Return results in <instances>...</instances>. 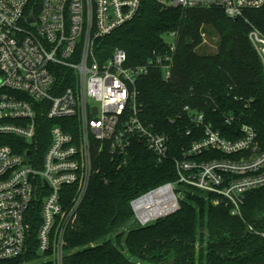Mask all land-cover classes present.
Returning <instances> with one entry per match:
<instances>
[{
    "label": "built area",
    "instance_id": "1",
    "mask_svg": "<svg viewBox=\"0 0 264 264\" xmlns=\"http://www.w3.org/2000/svg\"><path fill=\"white\" fill-rule=\"evenodd\" d=\"M141 1L0 0V263L26 253L37 226L35 255L63 264L71 253L66 233L100 156H123L136 140L158 162L170 159L177 175L130 201L139 227L175 213L182 187L225 204L233 216L246 193L264 187V150L251 127L242 125L240 138L227 139L185 107L203 135L170 157L168 135L142 124L137 81L152 69L171 79L177 34L165 35L173 43L164 40L165 51L135 66L119 49L101 59L96 44L133 20ZM157 1L182 11L221 10L232 20L264 7V0ZM249 25L248 40L264 69V34ZM68 193L72 203L64 206ZM171 198L174 211L153 217Z\"/></svg>",
    "mask_w": 264,
    "mask_h": 264
},
{
    "label": "trees",
    "instance_id": "2",
    "mask_svg": "<svg viewBox=\"0 0 264 264\" xmlns=\"http://www.w3.org/2000/svg\"><path fill=\"white\" fill-rule=\"evenodd\" d=\"M245 15L232 20L221 10L182 11L142 0L133 20L96 42L101 59L119 49L135 66L167 49L165 35L177 34L171 79L152 69L137 81L139 119L168 135L170 157L203 135L185 107L227 139L240 138L242 125L251 127L264 150V69L247 37L249 23L264 34V7ZM209 31L218 38L217 51L198 53ZM176 180L170 159L158 162L141 141L118 158L101 155L66 233L71 253L63 264H264V187L246 193L238 216L223 203L213 205L202 191L182 187L175 213L145 227H126L133 218L131 200ZM66 196L63 205L69 206L71 194ZM36 230L26 253L0 264H51L35 255Z\"/></svg>",
    "mask_w": 264,
    "mask_h": 264
},
{
    "label": "rangeland",
    "instance_id": "3",
    "mask_svg": "<svg viewBox=\"0 0 264 264\" xmlns=\"http://www.w3.org/2000/svg\"><path fill=\"white\" fill-rule=\"evenodd\" d=\"M208 33L209 34L205 33V35L203 37V42H202L201 46L199 47V49H197L198 53L207 54V55H209V54L212 55V54L216 53L218 38L215 36V34L213 32L209 31ZM164 40L167 41L168 43H173V41H174V39L172 37H164ZM176 188L179 189V187H177V186H176ZM133 223L134 222L131 220L130 225H127L126 227L130 228L131 224H133Z\"/></svg>",
    "mask_w": 264,
    "mask_h": 264
},
{
    "label": "bare ground",
    "instance_id": "4",
    "mask_svg": "<svg viewBox=\"0 0 264 264\" xmlns=\"http://www.w3.org/2000/svg\"><path fill=\"white\" fill-rule=\"evenodd\" d=\"M175 208H176L175 201L173 200V198H171L169 204L164 209H160L152 212V216L158 217L162 214L171 213L172 211H174Z\"/></svg>",
    "mask_w": 264,
    "mask_h": 264
},
{
    "label": "water",
    "instance_id": "5",
    "mask_svg": "<svg viewBox=\"0 0 264 264\" xmlns=\"http://www.w3.org/2000/svg\"><path fill=\"white\" fill-rule=\"evenodd\" d=\"M27 156H29V154Z\"/></svg>",
    "mask_w": 264,
    "mask_h": 264
}]
</instances>
